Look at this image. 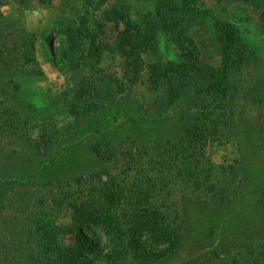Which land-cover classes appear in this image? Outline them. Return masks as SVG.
Segmentation results:
<instances>
[{
	"label": "trees",
	"instance_id": "trees-1",
	"mask_svg": "<svg viewBox=\"0 0 264 264\" xmlns=\"http://www.w3.org/2000/svg\"><path fill=\"white\" fill-rule=\"evenodd\" d=\"M188 3L187 13L171 18L175 9ZM255 8L264 30V0ZM0 18L4 19L1 12ZM1 19L0 264H164L179 252L185 237L183 199L222 207L237 197L243 171L227 165L224 174H216L203 143L232 132L237 115L245 108L257 109L264 119V74L251 84L242 79L243 71L252 67L255 59L241 37L240 24L201 0H156L152 15L141 24L134 21L131 33L158 34L189 49L185 56L161 57L147 66L156 104L185 99L180 112L183 134L166 142L138 144L132 140L113 149L93 147L97 157L110 160L118 170L89 177L87 193L67 191L56 178L48 182L56 188L45 194L32 191L28 178L17 174L18 155L27 150L23 140L27 123L13 99L23 88L17 77L35 74L27 53L20 50L23 42L32 44V40L13 20ZM208 22L221 45L217 68L199 59L200 53L189 42V29ZM79 30L68 33L67 58L74 76L73 96L68 102L75 109L97 111L106 104L103 97L112 92L113 84L99 66L90 67L89 75L78 73ZM17 39L18 43L11 44ZM186 139L198 144L178 151L174 143ZM63 204L72 215L69 224L59 225L56 231L63 234L62 228L72 229L73 241L64 243L55 237L45 244L36 239L49 207ZM219 212L216 209L214 215ZM228 215L238 219L234 212ZM260 223L258 234L231 245L221 243L187 264H264V217ZM96 230L103 231L104 241Z\"/></svg>",
	"mask_w": 264,
	"mask_h": 264
},
{
	"label": "rangeland",
	"instance_id": "rangeland-1",
	"mask_svg": "<svg viewBox=\"0 0 264 264\" xmlns=\"http://www.w3.org/2000/svg\"><path fill=\"white\" fill-rule=\"evenodd\" d=\"M201 1L240 24L241 37L255 59L252 67L243 71L242 79L253 83L264 74V30L255 8L261 0ZM0 4L4 17L0 19L13 20L32 40V44L23 42L20 50L27 53L35 74L17 77L23 88L13 99L27 123L23 135L27 150L18 155L17 174L28 178L32 191L51 192L56 187L48 186V182L58 178L67 191L87 193L89 177L118 170L110 160L97 157L93 147L107 150L132 140L149 144L181 137L180 112L185 99L156 104L147 66L161 57H182L190 51L158 34L131 33L134 21L141 24L152 15L156 0H0ZM189 6L190 3L179 6L169 15L179 18ZM210 24L189 29V42L200 53L199 59L217 68L221 64V45ZM76 28L81 34L78 73L89 75L90 67L99 66L113 84L112 92L103 97L106 104L97 111L69 106L74 76L67 58L71 39L68 33ZM25 38L28 39L26 35ZM18 42L17 39L11 44ZM23 59L26 60L24 56ZM194 143L198 144L186 139L174 145L181 151ZM203 149L216 174L222 175L227 165H234L243 171L244 177L237 169L243 182L237 197L222 207L183 199L185 237L179 252L164 264H187L221 243L231 245L260 232L264 217V119L259 111L245 108L242 115H237L232 132L208 138ZM66 207H49L40 238L37 235L36 239L45 244L55 237L64 243L73 241L72 229L62 228L63 234L56 231L59 225L69 224L72 212ZM216 209L220 211L217 216ZM229 212L236 213L238 219ZM96 232L104 241L103 231Z\"/></svg>",
	"mask_w": 264,
	"mask_h": 264
}]
</instances>
